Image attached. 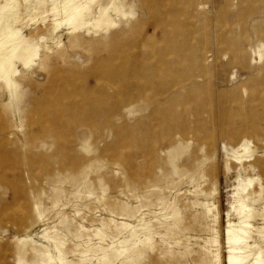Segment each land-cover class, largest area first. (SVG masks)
Masks as SVG:
<instances>
[{
	"label": "rangeland",
	"instance_id": "rangeland-1",
	"mask_svg": "<svg viewBox=\"0 0 264 264\" xmlns=\"http://www.w3.org/2000/svg\"><path fill=\"white\" fill-rule=\"evenodd\" d=\"M15 2L40 57L0 82V264H227L241 203L264 255V0H123L109 32Z\"/></svg>",
	"mask_w": 264,
	"mask_h": 264
},
{
	"label": "bare ground",
	"instance_id": "bare-ground-1",
	"mask_svg": "<svg viewBox=\"0 0 264 264\" xmlns=\"http://www.w3.org/2000/svg\"><path fill=\"white\" fill-rule=\"evenodd\" d=\"M93 1L95 0H64L60 8L53 7L52 11L55 14L54 31L62 26H68L72 31L76 32L82 28L85 29L84 27H89V25H95V27L104 28L105 32H109L118 26L116 19L114 20L110 15L111 11L117 13L118 16L122 15V18L126 17L123 12V0H110L109 5H104L103 0H98L99 2H96L98 4V12L95 13L94 22L91 23L90 18L94 15ZM6 2H9L10 5L12 4V8L13 4H16L15 0H6ZM8 8L11 9L10 7ZM1 10H3V7H0ZM7 17H0V22ZM16 20L17 15L11 16L5 26L0 29V82L6 86L13 99L17 98L19 94L20 86L16 79L22 74L20 67L25 71L30 70L40 51L37 45L31 44L29 40L24 39L20 35V30L14 26ZM246 150L247 148L243 149V151ZM246 209L247 207L243 203L238 205L236 212L240 216L241 221L237 226L229 225L226 230L228 244L227 264H264L262 251L246 255L248 250L252 249L248 242L250 239L248 235L250 225L248 222L251 216L244 214ZM250 257H253V262L248 261ZM215 258L218 259V256L215 255Z\"/></svg>",
	"mask_w": 264,
	"mask_h": 264
}]
</instances>
